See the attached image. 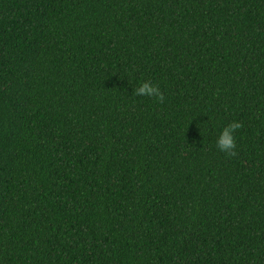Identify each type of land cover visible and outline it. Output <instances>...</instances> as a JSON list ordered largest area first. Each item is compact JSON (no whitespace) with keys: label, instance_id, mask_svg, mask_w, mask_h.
Instances as JSON below:
<instances>
[{"label":"trees","instance_id":"1","mask_svg":"<svg viewBox=\"0 0 264 264\" xmlns=\"http://www.w3.org/2000/svg\"><path fill=\"white\" fill-rule=\"evenodd\" d=\"M0 264H264V0H0Z\"/></svg>","mask_w":264,"mask_h":264},{"label":"clouds","instance_id":"2","mask_svg":"<svg viewBox=\"0 0 264 264\" xmlns=\"http://www.w3.org/2000/svg\"><path fill=\"white\" fill-rule=\"evenodd\" d=\"M137 83L138 86L132 90L135 96L151 97L157 101L164 99L157 84L146 79ZM240 126L238 121L233 120L219 130L215 139V146L220 152L225 153L227 156H234L236 154L235 133Z\"/></svg>","mask_w":264,"mask_h":264}]
</instances>
